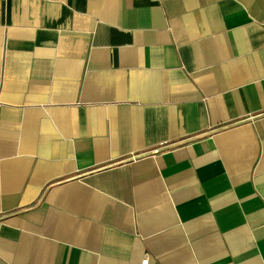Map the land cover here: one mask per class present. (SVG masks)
I'll list each match as a JSON object with an SVG mask.
<instances>
[{"label":"crops","instance_id":"1","mask_svg":"<svg viewBox=\"0 0 264 264\" xmlns=\"http://www.w3.org/2000/svg\"><path fill=\"white\" fill-rule=\"evenodd\" d=\"M264 264V0H0V264Z\"/></svg>","mask_w":264,"mask_h":264},{"label":"built area","instance_id":"2","mask_svg":"<svg viewBox=\"0 0 264 264\" xmlns=\"http://www.w3.org/2000/svg\"><path fill=\"white\" fill-rule=\"evenodd\" d=\"M141 264H148V258L147 257L143 258Z\"/></svg>","mask_w":264,"mask_h":264}]
</instances>
